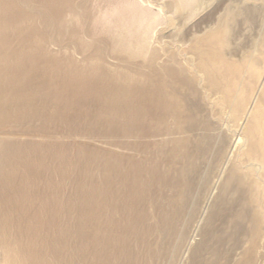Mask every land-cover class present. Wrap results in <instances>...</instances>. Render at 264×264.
Returning <instances> with one entry per match:
<instances>
[{
	"label": "bare ground",
	"instance_id": "obj_1",
	"mask_svg": "<svg viewBox=\"0 0 264 264\" xmlns=\"http://www.w3.org/2000/svg\"><path fill=\"white\" fill-rule=\"evenodd\" d=\"M0 264H264V0H0Z\"/></svg>",
	"mask_w": 264,
	"mask_h": 264
}]
</instances>
